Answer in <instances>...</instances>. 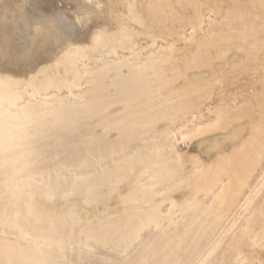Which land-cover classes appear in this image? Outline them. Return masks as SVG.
Wrapping results in <instances>:
<instances>
[{
    "label": "bare ground",
    "instance_id": "obj_1",
    "mask_svg": "<svg viewBox=\"0 0 264 264\" xmlns=\"http://www.w3.org/2000/svg\"><path fill=\"white\" fill-rule=\"evenodd\" d=\"M60 6L0 0V73L55 106L0 117V264H261L264 0H80L104 32L64 43Z\"/></svg>",
    "mask_w": 264,
    "mask_h": 264
},
{
    "label": "snow or ice",
    "instance_id": "obj_2",
    "mask_svg": "<svg viewBox=\"0 0 264 264\" xmlns=\"http://www.w3.org/2000/svg\"><path fill=\"white\" fill-rule=\"evenodd\" d=\"M20 0H17V5ZM60 14L52 13L42 18V23L52 26L53 35L61 43L72 40L73 30L78 35L81 30H86V39L95 41L99 35H102L104 29L102 26L95 24L91 14H86L80 7V0H69L68 10L65 9L63 0H61ZM58 30V31H57ZM6 72L8 70H5ZM42 70L32 69L31 75L25 73L23 79H17L13 75L0 73V117L5 114H15L14 119L21 123L33 122L40 113L37 108L47 113H53L55 106L47 102L44 97L48 85H42L39 82ZM25 98H30V102L25 104ZM22 105V107H18ZM5 108L8 111H5Z\"/></svg>",
    "mask_w": 264,
    "mask_h": 264
},
{
    "label": "rangeland",
    "instance_id": "obj_3",
    "mask_svg": "<svg viewBox=\"0 0 264 264\" xmlns=\"http://www.w3.org/2000/svg\"><path fill=\"white\" fill-rule=\"evenodd\" d=\"M220 67H222V66H220ZM240 78V80L238 79L235 83H234V85H231L230 87H229V90H231L232 88H233V90H231V91H234L235 90V88H236V90L235 91H238V92H240V91H245L246 89H245V80H243V78L245 77V76H239ZM242 77V78H241ZM239 85V86H238ZM236 86H238V87H236ZM232 87V88H231ZM240 90H239V89ZM227 90H228V88H227ZM210 140V139H209ZM209 140L208 141H206L204 144H202V145H200L201 143L200 142H195L194 144H193V146H191L190 148H188V146H185V145H181L180 146V148L179 149H181V151L182 152H185V151H191V152H202V151H204V149L209 145ZM104 253V252H103ZM256 255H258L259 257H260V261H261V264H264V250H257V253H256ZM100 257H102V256H100ZM97 258V257H96ZM100 259V258H99Z\"/></svg>",
    "mask_w": 264,
    "mask_h": 264
}]
</instances>
